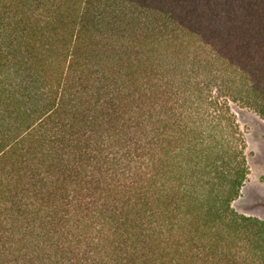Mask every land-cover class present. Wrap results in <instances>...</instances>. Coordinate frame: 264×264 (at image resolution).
Here are the masks:
<instances>
[{"label": "trees", "instance_id": "1", "mask_svg": "<svg viewBox=\"0 0 264 264\" xmlns=\"http://www.w3.org/2000/svg\"><path fill=\"white\" fill-rule=\"evenodd\" d=\"M233 106L264 0H0V264H264Z\"/></svg>", "mask_w": 264, "mask_h": 264}, {"label": "rangeland", "instance_id": "2", "mask_svg": "<svg viewBox=\"0 0 264 264\" xmlns=\"http://www.w3.org/2000/svg\"><path fill=\"white\" fill-rule=\"evenodd\" d=\"M246 140L247 181L233 207L264 221V120L251 110L233 106Z\"/></svg>", "mask_w": 264, "mask_h": 264}]
</instances>
